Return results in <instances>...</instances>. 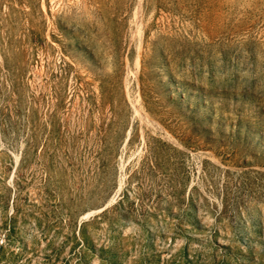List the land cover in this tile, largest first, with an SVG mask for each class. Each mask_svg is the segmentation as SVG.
<instances>
[{
  "label": "rangeland",
  "instance_id": "rangeland-1",
  "mask_svg": "<svg viewBox=\"0 0 264 264\" xmlns=\"http://www.w3.org/2000/svg\"><path fill=\"white\" fill-rule=\"evenodd\" d=\"M0 264H264V0H0Z\"/></svg>",
  "mask_w": 264,
  "mask_h": 264
}]
</instances>
